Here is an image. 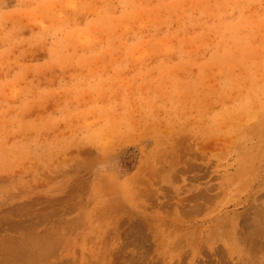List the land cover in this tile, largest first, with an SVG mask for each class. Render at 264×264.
Returning <instances> with one entry per match:
<instances>
[{
	"label": "rangeland",
	"instance_id": "obj_1",
	"mask_svg": "<svg viewBox=\"0 0 264 264\" xmlns=\"http://www.w3.org/2000/svg\"><path fill=\"white\" fill-rule=\"evenodd\" d=\"M0 264H264V0H0Z\"/></svg>",
	"mask_w": 264,
	"mask_h": 264
}]
</instances>
